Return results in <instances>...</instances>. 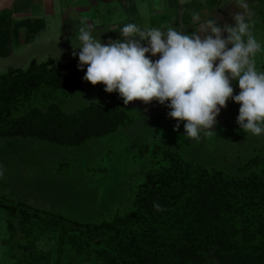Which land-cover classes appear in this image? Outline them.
Here are the masks:
<instances>
[{
	"label": "trees",
	"instance_id": "obj_1",
	"mask_svg": "<svg viewBox=\"0 0 264 264\" xmlns=\"http://www.w3.org/2000/svg\"><path fill=\"white\" fill-rule=\"evenodd\" d=\"M44 29L42 19L0 15V58L12 55L22 34L30 44ZM78 61L31 59L25 69L0 74V140L78 147L134 123L131 110L115 104L89 103L69 114L52 101L49 94L71 98L90 90ZM137 157L155 167L137 185L134 208L108 221L80 223L0 197L9 231L16 225L28 241L18 264H51L50 253L34 248L33 226L58 234L53 264H66L65 258L69 264H264V154L246 161L254 169L244 175L193 163L157 144H141Z\"/></svg>",
	"mask_w": 264,
	"mask_h": 264
},
{
	"label": "rangeland",
	"instance_id": "obj_2",
	"mask_svg": "<svg viewBox=\"0 0 264 264\" xmlns=\"http://www.w3.org/2000/svg\"><path fill=\"white\" fill-rule=\"evenodd\" d=\"M82 1L62 0L64 9L61 17H58L60 14L56 18L46 16V27L34 42L25 44L22 34L12 55L0 58V74L11 68L25 69L31 59L41 62L52 57L57 64L67 63L74 58L73 45L76 46L71 45L68 38L78 34V22H91L99 14L106 20L113 16L123 17V9L117 4L106 7L104 14L101 9L97 10V6L90 13L68 10L76 3L82 8ZM42 2L34 0L30 4V9H33L30 16L40 13ZM130 7L133 4L128 2L126 9ZM117 9L121 14L113 13ZM258 11L264 12V3ZM0 15H8V12ZM253 19V31L258 39L264 41V13H258ZM144 20L148 22L147 18ZM255 59L257 68L264 71V50L258 52ZM231 83L233 86L235 82L232 80ZM233 88V94H239L238 81ZM104 89L105 85L100 83L91 85L87 93L71 98L49 95L69 114L89 103L125 107L117 92L108 93ZM239 107L229 99L221 108L217 123L210 130L201 132L199 138L186 136V122H180L177 129V121L168 117L170 109L166 106L149 110L125 107L133 114V124L78 147H61L38 139L4 138L0 140V170L3 171L0 197H8L37 210L58 212L80 223L108 221L116 214H124L134 208L137 185L155 167L148 157H137L139 146L145 143L172 149L193 163L232 175H244L254 169L247 166L246 161L256 154H264V133L254 135L241 128L237 123ZM10 225L12 222H9L7 214L0 209V264H18L25 252L22 248L28 243L16 230V225L12 234L8 229ZM31 235L34 248L50 253L53 264L57 258L58 234L33 226ZM64 263L69 264V259L65 258ZM77 263L91 264L80 259Z\"/></svg>",
	"mask_w": 264,
	"mask_h": 264
},
{
	"label": "clouds",
	"instance_id": "obj_3",
	"mask_svg": "<svg viewBox=\"0 0 264 264\" xmlns=\"http://www.w3.org/2000/svg\"><path fill=\"white\" fill-rule=\"evenodd\" d=\"M234 24L220 25L219 17H195L196 31L186 34L178 26L146 27L139 23H113L118 39L102 41L92 25L78 30V68L92 85L102 83L124 103L153 100L165 105L169 118L184 123L187 137L217 123L221 108L231 99L239 104L237 123L254 135L264 133V71L256 55L264 41L253 31L248 0H237ZM227 34V35H225ZM231 46V47H229ZM148 54V55H146ZM158 59H153L157 57ZM237 80L239 94L231 81ZM0 176L3 171L0 170Z\"/></svg>",
	"mask_w": 264,
	"mask_h": 264
},
{
	"label": "crops",
	"instance_id": "obj_4",
	"mask_svg": "<svg viewBox=\"0 0 264 264\" xmlns=\"http://www.w3.org/2000/svg\"><path fill=\"white\" fill-rule=\"evenodd\" d=\"M33 1L34 0H0V14L8 12V14L17 21L25 19H42L45 23V27L46 16L56 18V16L60 14L58 17H61L64 9L62 0H43L40 13H37L35 16H30V11L33 10L30 9V4H33ZM128 2L132 3L133 7H130L127 10ZM82 3H84L82 8H79L77 6L78 3H76L68 10L76 13H90L92 8L97 6V10L99 11V9H101L104 14L107 10L106 7L114 6L116 4L123 9L122 18L121 15H119L117 18H115L116 16H113L112 19L109 18V20H106L104 16L99 14L91 22L85 20H82L80 23L78 22V28L92 25L97 33L101 32V39L104 42H107L109 38H121L119 32L115 30L114 26H111L113 23L124 24L135 22L146 27H161L164 29L167 27L178 26L181 29H185L186 34H190L196 31L194 27L196 26L195 17L197 16L202 19L219 17L221 18L218 20L220 25H223L224 23L234 24L231 15L235 11H242V9L237 7V0H214L212 3L209 0H97V2L96 0H84ZM263 3L264 0H262L261 3L256 0H248L253 16L258 15V9H260L261 4ZM90 4H94V6H91ZM113 13L121 14L118 9L114 10ZM146 18L148 22L144 20ZM254 20L255 19H253L252 22H255ZM68 40L71 45H77L79 43L76 34L72 35ZM158 58L159 54L153 59ZM233 81L235 82L233 86H235L237 80ZM122 104L131 109L149 110L165 108V105H161L155 100L148 103L141 100H134L128 104H125L123 100Z\"/></svg>",
	"mask_w": 264,
	"mask_h": 264
}]
</instances>
